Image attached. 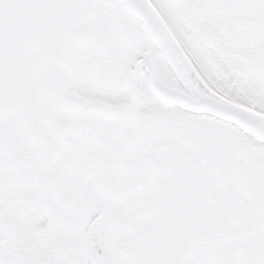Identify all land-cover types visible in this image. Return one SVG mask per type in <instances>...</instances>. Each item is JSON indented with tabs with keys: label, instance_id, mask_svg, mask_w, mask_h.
Wrapping results in <instances>:
<instances>
[{
	"label": "snow or ice",
	"instance_id": "1",
	"mask_svg": "<svg viewBox=\"0 0 264 264\" xmlns=\"http://www.w3.org/2000/svg\"><path fill=\"white\" fill-rule=\"evenodd\" d=\"M0 264H264V0H0Z\"/></svg>",
	"mask_w": 264,
	"mask_h": 264
}]
</instances>
